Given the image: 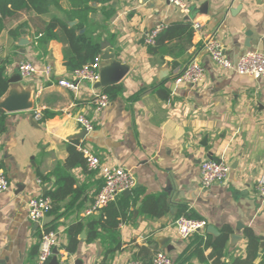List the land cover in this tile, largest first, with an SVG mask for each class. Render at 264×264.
<instances>
[{
    "label": "crops",
    "instance_id": "crops-1",
    "mask_svg": "<svg viewBox=\"0 0 264 264\" xmlns=\"http://www.w3.org/2000/svg\"><path fill=\"white\" fill-rule=\"evenodd\" d=\"M112 6L117 12L102 31L106 49L101 48L100 56L115 55L129 71L111 86L119 93L101 114L91 104L88 84L78 92L59 86L71 75L62 43L41 46L31 28L15 41L8 30L20 22L10 24L0 36V63L9 80L0 104L10 94L29 93L32 105L14 113L0 109V165L10 185L0 195V264H35L43 229L58 234L50 264H102L104 260L106 264L133 260L152 264L157 252L168 254L174 264H264V202L257 190L264 177V78L218 69L203 50L206 38L213 35L234 62L251 50L264 53V4L190 0V14L167 0H117ZM196 23L201 26L198 31L193 27ZM174 25H190L193 33L189 36L186 29L181 37L171 33L166 49L151 55L144 44L146 34L157 26ZM192 59L204 66L206 80L197 86L176 83ZM22 62L41 72L49 67L50 74L22 79L18 72ZM37 111L40 119L35 118ZM81 115L93 121L91 134L77 123ZM69 145L77 150L82 146L103 164L123 167L135 178L132 194L137 191L139 200L118 227L121 248L114 255H106L101 240L88 241L87 221L100 212L87 216L86 211L103 181L87 165L64 167ZM208 160H223L231 171L226 183L202 190L201 165ZM67 174L74 180L75 192L60 202L55 213L33 223L27 203L47 197ZM183 212L206 220L218 233L210 234L207 227L198 235L212 241L228 236L219 263L208 259L212 248L204 252L206 262L194 256L195 246L189 247L197 234L188 240L179 237L174 223ZM80 224L84 228L73 231L76 250L68 252V233ZM248 230L257 238L251 248ZM233 236L237 238L232 240Z\"/></svg>",
    "mask_w": 264,
    "mask_h": 264
},
{
    "label": "trees",
    "instance_id": "trees-1",
    "mask_svg": "<svg viewBox=\"0 0 264 264\" xmlns=\"http://www.w3.org/2000/svg\"><path fill=\"white\" fill-rule=\"evenodd\" d=\"M115 1L117 0H0V36L14 22L20 23L8 32L15 41L25 33V29H35L39 45L43 46L51 41H58L65 46V66L69 72H73L93 62L96 57L101 55L104 40L102 31L107 29L108 24L116 15L117 11L112 6ZM52 9L61 15L46 19L44 16L49 15ZM73 22H76V24L70 27V23ZM178 29L179 31H174ZM185 29L189 30V36H191L193 31L190 25L164 27L163 31L157 36L155 45L149 47V53L151 55L162 53L166 49L164 48L165 41H170L173 38L170 34L175 33L176 36L181 37ZM167 52H170V50ZM8 81L6 67L0 63V99L8 91ZM104 93L112 99L119 93V88L110 87L105 89ZM68 153L69 158L64 164L66 169L86 167V161L82 154L78 152L76 145H69ZM73 184V178L67 174L57 181L58 187L55 191L47 193L46 196L50 197L54 203L51 214L59 210L60 202L69 194L75 192ZM138 200L139 193L137 191H134L129 197L120 195L114 202L102 209L98 216L89 218L86 224L88 241L101 240L103 244H106V255L116 254L121 248L118 227L121 221L127 218L130 209L137 205ZM181 216L194 218L187 212L181 213L177 218ZM84 226L80 224L70 229L68 233L70 238L67 246L68 252L76 250L77 238H75L76 235L73 236V231L77 229L76 233H78ZM52 230L47 229V231ZM246 235L250 240L251 248V245L257 242V238L250 230L246 232ZM227 240V235H222L216 241H212L210 237L207 238V236L197 234L195 242L190 245L189 249L195 246L194 256L206 262L204 252L212 248V253L208 259H214V263H219L221 258L224 257ZM256 251H258V246H256ZM253 257L255 258L256 254ZM105 261L102 264H106Z\"/></svg>",
    "mask_w": 264,
    "mask_h": 264
},
{
    "label": "built area",
    "instance_id": "built-area-1",
    "mask_svg": "<svg viewBox=\"0 0 264 264\" xmlns=\"http://www.w3.org/2000/svg\"><path fill=\"white\" fill-rule=\"evenodd\" d=\"M174 7L182 10L186 14L191 13L189 6L190 0H167ZM264 4V0H257ZM195 30H200L199 24L193 25ZM164 26H157L146 34L144 44L146 47L155 45L157 36L163 31ZM203 50L209 56L215 67L224 71H231L241 76H249L255 79L264 78V53L256 50L246 52L237 62L229 59L222 44L209 35L205 42ZM102 68V57L98 56L91 63L82 66L71 72L67 79L59 81V86L72 92H78L80 87L88 84L92 89L91 104L94 106L97 114H101L109 105L110 97L104 92H98L96 85L101 80L100 70ZM18 72L22 79H29L40 74L49 75L50 69L46 67L44 71H39L32 63L22 62L18 65ZM206 80V69L198 61L192 59L183 72L176 78V83H188L193 86L202 84ZM41 112L35 113V118L40 119ZM77 123L82 127L86 134L94 131V123L91 119L81 115L76 118ZM86 160L87 169L97 172L103 181V185L95 197L93 205L86 211L87 216L94 215L114 202L118 196L126 191H132L136 186L133 174L123 167H114L103 164L98 156L91 153L88 149L78 146ZM230 166L223 160H208L202 163L200 171V185L202 190L209 189L217 184L227 182L230 175ZM9 180L5 170L0 165V195L9 190ZM258 196L264 202V177L260 179L258 186ZM28 217L33 223H40L46 219L53 209L51 198L38 197L31 199L27 203ZM208 222L203 219H194L187 216H181L176 219L174 226L179 237L188 240L193 235L203 233ZM58 234L55 231L42 230L39 252L35 264H50L54 250L58 247ZM264 256V250L262 252ZM127 264H143L142 261L133 260ZM152 264H174L172 258L165 252H157L152 260Z\"/></svg>",
    "mask_w": 264,
    "mask_h": 264
},
{
    "label": "water",
    "instance_id": "water-1",
    "mask_svg": "<svg viewBox=\"0 0 264 264\" xmlns=\"http://www.w3.org/2000/svg\"><path fill=\"white\" fill-rule=\"evenodd\" d=\"M105 49H106V45H103L102 50L105 51ZM102 61H103V65L100 70L101 80L96 85L97 89H106L108 87H111L119 83L129 71V67L119 62L116 59L115 55L111 53L104 52L102 55ZM10 82H14V80H11ZM29 97H30L29 93H24L22 95L10 94L0 104V109L9 113L27 111L31 109L32 106L28 102ZM124 194L126 196H130L132 195V191H126ZM208 232L213 235L218 234L213 226L208 227ZM236 238H237L236 236H233L232 240H235Z\"/></svg>",
    "mask_w": 264,
    "mask_h": 264
},
{
    "label": "rangeland",
    "instance_id": "rangeland-1",
    "mask_svg": "<svg viewBox=\"0 0 264 264\" xmlns=\"http://www.w3.org/2000/svg\"><path fill=\"white\" fill-rule=\"evenodd\" d=\"M57 15H61L60 13H58L56 10L52 9L51 12L49 13V15L44 16L46 19H51L52 16H57Z\"/></svg>",
    "mask_w": 264,
    "mask_h": 264
}]
</instances>
